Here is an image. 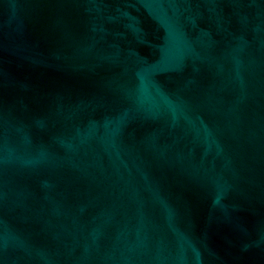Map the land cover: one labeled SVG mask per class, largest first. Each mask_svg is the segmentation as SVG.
Instances as JSON below:
<instances>
[{
    "label": "water",
    "instance_id": "water-1",
    "mask_svg": "<svg viewBox=\"0 0 264 264\" xmlns=\"http://www.w3.org/2000/svg\"><path fill=\"white\" fill-rule=\"evenodd\" d=\"M0 264H264V0H0Z\"/></svg>",
    "mask_w": 264,
    "mask_h": 264
}]
</instances>
